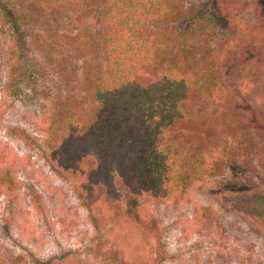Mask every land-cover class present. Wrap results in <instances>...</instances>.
<instances>
[{
    "label": "trees",
    "instance_id": "obj_1",
    "mask_svg": "<svg viewBox=\"0 0 264 264\" xmlns=\"http://www.w3.org/2000/svg\"><path fill=\"white\" fill-rule=\"evenodd\" d=\"M185 1L0 0V31L8 36L0 57L10 67L0 118H16V101L32 102L22 115L42 126L59 165L77 161L66 173L77 175L78 195L97 199L96 184L104 186L91 213L102 220L89 247L94 258L64 253L46 264H160L168 258L150 209L138 203L124 215L128 200L151 198L176 212L191 206L184 233L204 224L206 234L225 235L217 212L197 205L196 185L228 167L264 163V0H210L201 12L186 11ZM254 2L262 17L250 13ZM225 23L228 34L216 40ZM38 24L46 26L45 37L34 35ZM37 44L41 61L34 56V64L27 57ZM51 70L62 83L78 73V87L68 97L43 100L59 90L47 82ZM85 148L93 160L82 156ZM9 153L0 149V199L19 201L22 164ZM236 173L251 188L235 191L229 210L264 238V178L254 181L241 168ZM153 242L158 257L151 262ZM217 244L203 264H262L250 250L233 247L231 254ZM13 263L20 257L0 252V264Z\"/></svg>",
    "mask_w": 264,
    "mask_h": 264
},
{
    "label": "rangeland",
    "instance_id": "obj_2",
    "mask_svg": "<svg viewBox=\"0 0 264 264\" xmlns=\"http://www.w3.org/2000/svg\"><path fill=\"white\" fill-rule=\"evenodd\" d=\"M209 1L186 0V11H204ZM256 4L254 2L250 13L254 18L262 17ZM91 19L100 18L93 14ZM216 20L218 23L221 22L218 17ZM225 24H219L216 40H219L223 34H228L230 27ZM60 26L62 21L58 27ZM177 26L180 28L179 25ZM70 27L75 28L74 25ZM44 28L46 26L38 24L36 31L39 32L34 35L45 37V33L41 31ZM5 38L8 40V36L0 31V42ZM27 40L32 39L28 37ZM37 46L38 44L33 46L34 54L27 57L34 64H36L34 56L38 62L41 61ZM100 62L103 63V60ZM9 70L8 60H2L0 57V100L4 96L3 81ZM48 72L47 82L57 85L59 90L52 89L53 94L43 99L46 101L68 97L70 90H75L79 85L77 81L81 79L77 73L70 83H62L63 80H59L54 71ZM44 84L45 82L38 83V91L34 92L36 96L42 91ZM28 86L27 82L21 83L26 94L32 97L33 90L27 89ZM22 102H15L18 111L16 118L8 114L6 118H0V149L9 147V156L17 158L22 164L18 167L17 177L20 181L19 201H10L5 195L0 199V252L19 256V264H46L64 253L92 259L94 254H91L89 247L97 235V230L102 227H99L102 220L99 217L93 218L94 215L91 213L92 209L99 207L101 200L97 199L102 196L101 188L104 186L101 183H98L99 186L96 184L97 199L81 198L78 195L77 175L69 176L66 173V169H77V161L66 162V165L57 163L58 160L51 154L50 138L39 129L42 126L29 123L22 115L26 111L24 107L32 106L23 105L32 102L23 100ZM34 103L40 104V102ZM5 109L4 106L2 110ZM12 110L13 108L9 110L10 114ZM81 153L85 159L93 160L96 157L89 148H85ZM62 156L65 157L64 154ZM238 168L243 172L254 174V181L264 178V163L256 161L249 166L228 167L223 175L202 180L193 191L197 205L215 210L220 220L227 225L225 235L222 232L216 234L215 231H211L214 233L213 236L206 234L209 230L204 224L194 226L195 229L188 228L187 233H184L187 219L192 217L194 211L191 206L176 212L173 208H167L151 198H144L138 201L128 200L122 213L131 214L138 203H143L150 209L156 230L161 234L164 250L169 255L168 258L160 261V264H195L196 262L203 264L204 260L209 258V252L215 250L216 242L217 245L228 248L226 252L231 254L233 247L250 250L258 262L264 264V238L251 224L229 210V198L234 192L247 191L251 188V184L238 179L236 173ZM214 221L213 219V223ZM23 224L28 227L27 232L24 231V227L21 228ZM108 234V227H104L101 235L107 237ZM157 257V243L153 242L151 262ZM213 264L216 262L214 261Z\"/></svg>",
    "mask_w": 264,
    "mask_h": 264
}]
</instances>
